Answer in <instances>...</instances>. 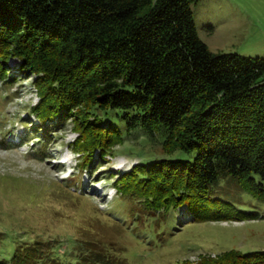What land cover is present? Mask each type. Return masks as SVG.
I'll return each instance as SVG.
<instances>
[{
	"label": "trees",
	"instance_id": "1",
	"mask_svg": "<svg viewBox=\"0 0 264 264\" xmlns=\"http://www.w3.org/2000/svg\"><path fill=\"white\" fill-rule=\"evenodd\" d=\"M198 1L0 0V82L17 59L33 76L34 128L46 138L71 119L81 170L123 142L114 117L185 156L137 162L118 178L116 191L146 209L133 218L156 228L182 209L196 222L254 218L209 195L222 176L264 201V58L211 52L196 29ZM87 245L69 257L51 241H19L0 264H127L122 249ZM180 264H264V250Z\"/></svg>",
	"mask_w": 264,
	"mask_h": 264
},
{
	"label": "rangeland",
	"instance_id": "2",
	"mask_svg": "<svg viewBox=\"0 0 264 264\" xmlns=\"http://www.w3.org/2000/svg\"><path fill=\"white\" fill-rule=\"evenodd\" d=\"M193 13L198 35L211 52L264 58V0H199ZM18 63L8 61L10 81L0 82V257L19 241L38 239L55 243L54 250L69 257L89 242L122 249L117 256L127 264L195 263L230 249L264 250V201L230 176L211 184L209 195L255 213L254 218L196 222L182 209L178 218L157 228L148 216L137 222L133 213L146 209L116 191L118 178L137 162L185 156L167 155L158 132L147 137L138 128L127 131L124 120L114 117L123 142H115L102 157L96 150L90 168L81 170L71 119L58 130L50 128L46 138L34 128L33 76L20 74Z\"/></svg>",
	"mask_w": 264,
	"mask_h": 264
}]
</instances>
